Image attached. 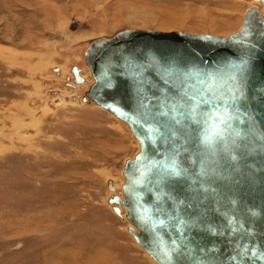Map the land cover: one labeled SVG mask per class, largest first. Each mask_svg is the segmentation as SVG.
Instances as JSON below:
<instances>
[{"label":"water","instance_id":"water-1","mask_svg":"<svg viewBox=\"0 0 264 264\" xmlns=\"http://www.w3.org/2000/svg\"><path fill=\"white\" fill-rule=\"evenodd\" d=\"M226 35L123 28L90 39L81 97L126 124L111 212L156 264H264V0ZM57 67L54 71H57ZM82 83L79 68L69 69ZM70 85V84H68ZM75 99V96H72Z\"/></svg>","mask_w":264,"mask_h":264},{"label":"rangeland","instance_id":"rangeland-1","mask_svg":"<svg viewBox=\"0 0 264 264\" xmlns=\"http://www.w3.org/2000/svg\"><path fill=\"white\" fill-rule=\"evenodd\" d=\"M248 6L261 11L257 0H0V264H156L106 203L137 143L81 100L82 50L123 28L226 35ZM72 65L85 87L66 88Z\"/></svg>","mask_w":264,"mask_h":264},{"label":"bare ground","instance_id":"bare-ground-1","mask_svg":"<svg viewBox=\"0 0 264 264\" xmlns=\"http://www.w3.org/2000/svg\"><path fill=\"white\" fill-rule=\"evenodd\" d=\"M260 13H261V11H259ZM79 75H81L80 74V69H79ZM82 77V76H81ZM83 82L82 83H73L74 84V86H82L83 87V83L86 81L84 78H83ZM74 86L73 85H71L70 84V86H68V87H72V88H74ZM100 108V107H99ZM105 111V110H104ZM107 112V111H106ZM108 113V112H107ZM109 114V113H108ZM111 115V114H110ZM114 117V116H113ZM115 118V117H114ZM119 120V119H118ZM120 121V120H119ZM122 122V121H121ZM125 124V123H124ZM126 125V124H125ZM135 142H136V140H135ZM111 184H112V186H113V183H112V181H111ZM114 187V186H113ZM115 188V187H114ZM116 189V188H115ZM116 193V192H115ZM110 207V206H109ZM119 207V209H120V213H121V216L120 217H118L121 221H126L125 220V218H124V209L122 208V206H118ZM153 261V260H152Z\"/></svg>","mask_w":264,"mask_h":264},{"label":"flooded vegetation","instance_id":"flooded-vegetation-1","mask_svg":"<svg viewBox=\"0 0 264 264\" xmlns=\"http://www.w3.org/2000/svg\"><path fill=\"white\" fill-rule=\"evenodd\" d=\"M84 78V77H83ZM85 79V78H84ZM72 81V78L71 77H68V79H67V81L65 82L66 83V88H68V90H71L70 89V87H68V86H70V85H68V84H70V82ZM73 84V83H72ZM73 86H74V84H73ZM78 87H80V86H74V90H75V88L77 89ZM83 87H85V85L83 86ZM82 87V88H83ZM72 88V87H71Z\"/></svg>","mask_w":264,"mask_h":264}]
</instances>
